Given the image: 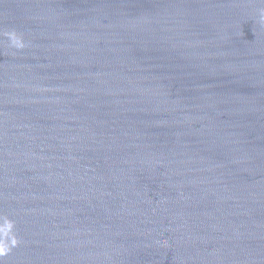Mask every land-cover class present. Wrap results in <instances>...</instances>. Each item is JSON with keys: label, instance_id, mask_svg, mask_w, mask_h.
Instances as JSON below:
<instances>
[{"label": "water", "instance_id": "obj_1", "mask_svg": "<svg viewBox=\"0 0 264 264\" xmlns=\"http://www.w3.org/2000/svg\"><path fill=\"white\" fill-rule=\"evenodd\" d=\"M0 264H264V0H0Z\"/></svg>", "mask_w": 264, "mask_h": 264}]
</instances>
